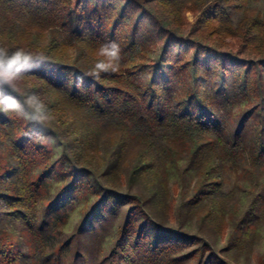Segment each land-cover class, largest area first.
Here are the masks:
<instances>
[{"label":"trees","instance_id":"16d2710c","mask_svg":"<svg viewBox=\"0 0 264 264\" xmlns=\"http://www.w3.org/2000/svg\"><path fill=\"white\" fill-rule=\"evenodd\" d=\"M125 1L144 10L150 0ZM90 2L92 4L89 6ZM151 2L155 6L150 8L151 15L148 17L162 24L164 19L172 21V25L178 23L177 17L183 10H201L199 23L208 27L206 37L210 42L196 40L197 43H206L205 47L217 51L230 47L228 52H236L230 57L233 62L232 72L225 62H220L214 72L222 76V79L227 73L235 75L232 86L224 84L217 91L205 90V85L199 81V74L189 72L187 62L183 61L157 68L141 64L137 55L141 56V60L144 59L142 57L148 53L149 48L134 37L136 30L128 40L120 24L125 17V10L116 17L104 11L105 7L115 5L113 0H0V46L23 47L48 58L47 63L34 68L19 82L20 92L31 90L38 93L49 112L64 113L62 107L78 111L84 116L83 121L87 126L85 139L63 144L66 156L63 163L72 165L70 169H73V174L56 184L59 188L63 185V189L58 190L55 197L47 194L46 199H41L40 192L52 181L50 174L55 163L47 167L46 160H43L50 154V143H37L25 133L38 131L52 137L54 142L60 140L61 135L50 126L49 119L45 127H38L14 114H0V202L4 205L3 213H0L2 259L11 258L8 255L10 248L1 243L9 231L2 224L6 218H11L21 222L24 231L36 240L32 259L38 264H48L47 260L57 245L56 237L71 211L67 208L77 202V198H71L72 191L79 189L77 186L86 179L83 171L90 170L94 174L93 163H89L86 158L92 156L94 150L97 151V141L104 130L117 135L112 158L125 148L139 149V161L132 176L139 174L152 180L168 163L180 160V154L181 157H187L189 170L194 171L198 177L197 188H201L187 201V205H191L189 209L193 212L207 208L204 216L211 219L213 216H223V203L233 197L234 189H227L230 188L227 181L231 174L246 171V174L250 173L253 188H264V85L263 80L259 81L258 90L261 92L255 95L249 80L250 69L255 64L250 62L249 69H243L247 61L244 59L246 54L257 57V65L264 68V0ZM84 5L87 7L83 8ZM168 26L166 34L172 38L180 28L174 30ZM109 41L120 45V70L116 73H103L99 79L85 76L83 83L78 85L77 76L90 71L85 66L93 59L90 53H95L102 43ZM70 47L79 53L75 58L67 55ZM53 96L57 99L52 100ZM241 96L250 104L254 103V99H259L257 104H252V109L258 110L260 120L256 125L257 130H250L249 135L243 131L231 133L228 129L229 113ZM69 128L68 125L66 130ZM40 168L43 170L38 172ZM113 169L117 173L118 167ZM112 184L116 185L115 180ZM109 191L112 188H104V192ZM73 193L79 192L75 190ZM133 197L136 209L142 213L145 206L141 197ZM112 199L119 201L112 194L99 200L88 217L83 219L78 234L90 227V218L94 214L105 211L107 203H111L108 211L112 213ZM31 201L47 203L40 207L41 216H37L40 211L27 212V203ZM263 215L264 212L261 217ZM131 226L128 219L121 230L119 243L123 244L124 239H128L138 247L144 241L151 248L149 252L152 254H165L167 248L175 249L180 245H196L191 237L173 231L149 235L147 230L154 232L155 225L150 230L148 225L139 227L134 237L131 234L132 228L128 231ZM95 229L90 228L91 231ZM127 246L126 243L121 247V251L127 253L120 264H136L129 257ZM60 247L63 250L68 244Z\"/></svg>","mask_w":264,"mask_h":264},{"label":"rangeland","instance_id":"374dc122","mask_svg":"<svg viewBox=\"0 0 264 264\" xmlns=\"http://www.w3.org/2000/svg\"><path fill=\"white\" fill-rule=\"evenodd\" d=\"M113 3H115L114 6H107L104 11L116 17L125 10V17L121 19L120 24L122 29H125L128 40L136 30L134 37L149 48L148 53L142 57L144 59L141 60V56L137 55L141 64L153 65L157 68L183 61L187 62L186 67L189 72L199 74V81L205 85V90L213 92L223 88L224 84L227 87L232 86L235 75L227 73L222 79V76L214 72L218 69L220 62H225L232 72L233 62L230 57L236 52H228L230 47L217 51L205 47L206 43H197L196 40L210 42L206 37L208 27H205L204 23H199L201 10L181 11L177 17L178 23L172 25V21L164 19L162 24L148 17L151 15L150 8L153 9L155 6L151 0L148 1L144 10L129 5L125 0H113ZM91 4L92 2L88 3L89 6ZM86 7L87 5L83 6V8ZM154 11L160 14L159 11L155 9ZM160 16L164 18L162 14ZM167 26L174 30L180 28V30L173 34L174 37L169 38L166 34ZM77 54H79L77 49L72 47L68 49L67 55L75 58ZM90 56L93 61H88L89 65L85 66L91 70L101 57L98 51L91 52ZM256 58L249 54L244 55L247 61L243 69H249L250 62L255 64L250 69L249 80L251 91H254L255 95H260L258 83L263 80L264 85V68L257 65ZM262 95L264 97V91ZM54 99L57 98L53 96L52 100ZM252 102L257 104L259 99H254ZM252 104L244 100L242 96L237 98L228 116L230 118L228 129L231 133L243 131L249 135L250 130L256 129L260 115L257 109H252ZM62 109L64 113L50 112L49 124L61 137L60 140L50 143L48 147L50 154L43 158L44 161L46 160L47 167L53 166L54 163L55 165L50 174L52 181L47 183L46 188L40 192L41 199H46L47 194L55 197L57 191L63 189V185L59 188L56 184L73 174V169H70L72 165L63 163V158H66L63 144L65 142L73 144L75 139H85L87 134L84 116L71 108L62 107ZM253 112L256 113L253 114ZM251 114L254 115L253 118L250 117ZM68 125L70 128L66 130ZM98 139L97 151L94 150L92 156L88 155L86 158L89 163H93L94 174L90 170L83 171L86 179L83 184L77 186L79 189L75 188L72 191L71 198H77V202L67 208L71 211L63 223L60 234L56 237L57 245L54 246L53 255L47 260L48 264H120L127 253L121 251L122 245L126 243L129 257L136 264H264V215L261 217L264 212V188H253L250 173L246 174V171L240 170L237 174H231V178L227 181L230 188L227 189H234L233 197L223 203V216H213L211 219L204 216L207 214V208L200 212H193L189 209L191 205L189 203L187 205V201L201 190L197 188L196 173L188 168L187 157H181L180 154L178 157L180 160L168 163L161 173L149 180L139 174L132 176L139 161V149L125 148L112 158L111 153L116 147L117 135H112V131L104 130ZM115 166L118 167L117 173L112 171ZM40 170L43 169L40 168L38 172ZM113 180L116 185L112 184ZM235 185L237 188H234ZM104 188H112V191L104 192ZM75 190L79 193H73ZM111 194L119 200L112 199V213L108 211L111 203H107L105 211L94 214L90 218V227L78 234L83 219L88 217L89 212L99 200ZM136 195H139L144 203L142 213L133 203L132 198ZM2 204L0 202V213H3L4 205ZM43 204L47 203L31 201L27 203V212L40 211L37 216H41L40 207ZM245 218L247 220L244 221ZM128 219L129 226L132 225L128 231L132 228L131 234L134 237L139 232V227L148 225L150 230V227L155 225L157 231L147 230L149 235L173 231L191 237L196 245L189 247L180 245L175 249L163 250L167 252L165 254L160 252L152 254L149 252L151 248L145 245L144 241H141L138 247H135V242H130L128 239H124L123 244L119 243L121 230ZM4 222L2 225H6L9 231L4 237L2 236L1 243L11 249H8V255L11 258L5 260L0 257V264H38L32 259L36 240L24 231L25 228L21 222L13 221L11 218H6ZM91 227L96 229L91 231ZM142 236H144L143 233ZM140 238L143 240L142 237ZM240 242L245 244L242 245ZM65 243L68 247L61 250L60 246ZM208 257H210L209 262H207Z\"/></svg>","mask_w":264,"mask_h":264},{"label":"clouds","instance_id":"9594fccd","mask_svg":"<svg viewBox=\"0 0 264 264\" xmlns=\"http://www.w3.org/2000/svg\"><path fill=\"white\" fill-rule=\"evenodd\" d=\"M101 59H98L92 69L77 76V84L83 83L84 77L99 79L103 73H116L120 70L121 48L115 41L102 43L98 49ZM43 54L33 53L23 47L8 48L0 46V114H14L38 127H45L50 118V112L38 93L31 90L20 92L19 82L34 68L47 63ZM37 143H54L52 137L38 131L25 133Z\"/></svg>","mask_w":264,"mask_h":264}]
</instances>
